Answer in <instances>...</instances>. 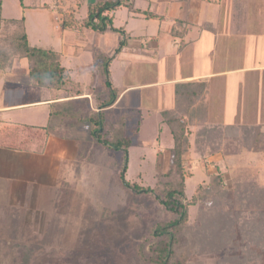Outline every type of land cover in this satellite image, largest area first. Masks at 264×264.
Here are the masks:
<instances>
[{
    "label": "rangeland",
    "instance_id": "rangeland-1",
    "mask_svg": "<svg viewBox=\"0 0 264 264\" xmlns=\"http://www.w3.org/2000/svg\"><path fill=\"white\" fill-rule=\"evenodd\" d=\"M50 1L22 0L26 5H41ZM137 1L139 5H142L141 3L145 5V2H148V0ZM225 1H221V4H226L225 9L221 5L220 15L215 16L214 5L211 7L212 2L205 0L202 8H206L208 12L212 10L211 18L204 17L200 22H196L194 19L193 22L202 24L204 21L205 24L210 23L214 26L217 23V26L223 25L228 19L226 16L228 10H231V6L227 7L228 3ZM2 2V14L5 18L19 19L25 15L27 32L32 44L38 46L53 45L60 53L64 52L66 47L68 53L71 47L76 50L82 45L70 46V44H74L72 39L70 40L73 38L71 37L73 33L57 30L46 10L38 8L24 11L21 0H2ZM157 2L159 3L157 12H160L161 9L164 11L167 2L169 13L178 10L176 16L182 15L184 17L187 15L183 7L181 10L180 8L177 9V5L171 4L169 0H165V2L158 0ZM235 2L237 14H234V19L231 18L234 28L239 26L242 33L246 23L252 25L259 24V21L262 23L260 12L263 11V8L257 3L259 0H236ZM199 5L201 6V4ZM125 11V8H120L121 14ZM155 12L156 10H153V13ZM188 15L190 17V14ZM114 21L119 24V19L116 18ZM164 23L166 22H163V26ZM142 24L144 25V23L137 21L138 27L142 28ZM150 24L152 25L153 22ZM4 28V31H1L0 28V40L8 44L10 37L7 31L10 27ZM213 31H210V35L214 33ZM62 35L69 38L66 43V39H63ZM94 35L95 39L100 41L97 46L99 50L106 55H113L115 47L119 45V33L112 29H106L103 32H96ZM223 41V39L217 41V51L215 49L214 53H211L213 62L219 61L217 65L229 68L241 66L249 61L248 58L241 57L239 59L240 38L236 41L239 44H235V55L238 59H225L226 55L230 54V48L235 40L231 43ZM2 43H0V48H3L4 43ZM87 43L88 45H82L85 50L78 55V59H73L71 66L75 69L73 74L75 78L85 82L90 87L96 83L94 80L96 78L92 74L93 56L90 49L92 43ZM222 44L225 46L223 47ZM7 48L8 46L4 44L5 56L9 54ZM136 51L137 55L141 53V51ZM121 54V57L116 58L117 60L115 59L116 61L114 60L115 62L110 65V77L112 80L116 76L118 78V75L121 76V86L125 87L130 81L138 82L141 76L137 72L145 69L147 65L133 63L130 65L131 70L126 72L124 79V73H121L122 63L120 59L127 60L129 57L133 59L134 54H130L126 50ZM230 56L228 55V57ZM135 67L136 70L134 71L133 68ZM113 69L115 72L112 71ZM249 77H252V80H248L246 84L244 75L238 73L231 76H216V79L211 80L214 89L208 96L201 92L197 106L209 123L225 124L226 122L227 124L229 122L233 123L231 125L241 126L239 124L264 122V103L260 104V99L255 96L256 92L259 95L258 78L256 74L251 73ZM20 78L18 83L28 84L24 82L26 80H23V77ZM15 82L7 81L8 84ZM186 82H194L195 88L201 86L199 83H206L205 85H207L206 80ZM224 82L226 88L223 87ZM4 85L5 83L0 82V90ZM100 85V90L95 93L96 96H99L104 89L102 87L104 83ZM22 89L23 94L22 96L19 95L17 100L25 101L31 96V93L26 90V87ZM102 93L109 97V93L106 94L107 90ZM5 96L6 94L3 93L0 98V105ZM169 96L167 95L164 100L166 105L163 102L167 108L173 107L175 103V98L172 99L171 97L170 99ZM224 96H228L230 99L233 97V102H243L241 103L242 106L234 103L231 105L233 112L223 113ZM248 101H253V103L248 105ZM93 103L95 104V101ZM136 104L129 103L128 99L125 98L116 109L111 111L105 109L106 119L103 138L113 139L115 133L122 132V136L130 137L133 143L128 153L127 180L137 183L143 188L157 185L156 190H159V188H163L160 185V180H166L165 175L170 170L173 134L168 123L164 121L161 112H149L147 109L141 108L140 105L138 106V102ZM48 112L47 106H31L6 113L3 117L6 119L5 116L9 115L19 119L24 125L46 126L50 120ZM119 121L124 124V131L122 132L119 129ZM192 130L195 132L196 127H193ZM261 135L263 137L261 136L259 149L264 156V132ZM52 138L53 141L48 143L45 151L50 153L48 156L52 154L60 160L56 171L54 169L49 174L47 172L43 174L42 171L45 168L41 167V162L38 163L39 155L27 153L28 159H25L23 166H16L19 171L18 175L7 176L6 180L0 181V237L9 235L20 240L29 238L34 244L43 246L49 256H42L39 264L135 263L138 258L136 253L138 243L146 242L156 222L163 218V214L168 213L163 210L160 215L159 203L154 194H137L122 184L119 178L122 161L121 151H111L95 141L89 145H84L78 151L75 142L66 141L60 137L55 138L53 136ZM216 163L225 166L227 160L222 154L199 158L194 152L191 153L184 165L185 172L191 174L187 179L186 192L188 198L194 194L198 183L207 180L208 174L215 169ZM258 167L263 172L264 159L259 161ZM22 172L23 178L20 176ZM224 179L227 185L231 183L228 171L225 172ZM197 209L198 205L191 207L192 217L196 214ZM214 259L210 256L206 259L192 261L189 264H214ZM0 264L18 263L14 259V255L7 248H3L0 252ZM147 264L150 263L147 262Z\"/></svg>",
    "mask_w": 264,
    "mask_h": 264
},
{
    "label": "trees",
    "instance_id": "trees-1",
    "mask_svg": "<svg viewBox=\"0 0 264 264\" xmlns=\"http://www.w3.org/2000/svg\"><path fill=\"white\" fill-rule=\"evenodd\" d=\"M123 3V0H99L88 4L84 15H78L83 8V0H73L68 7L63 1L64 8L59 9L62 27L79 33H84L86 29L117 30L109 12ZM1 4L2 0L0 9ZM21 4L23 6L22 0ZM56 4H59L58 1ZM182 23L179 20L177 26ZM0 26L1 31L10 27L7 31L9 43L0 40L8 46L9 53L5 56L2 43L1 67L11 65L14 59L25 58L31 83L43 88L65 89L69 96L83 94L81 84L73 79L63 56L56 49L31 45L25 16L8 19L0 15ZM124 43L121 41V47ZM110 61L107 57L99 63L105 77V88L99 96H95L96 110L82 106L72 112L61 105L54 107L48 125H20L3 131L0 144L41 152L49 136L55 134L66 139H79L80 148L95 141L111 151H121L119 178L122 184L137 194H154L160 215L163 210L168 213L156 222L146 242L138 243V258L131 264H189L210 256L215 258L214 264H264V172L258 167L262 134L259 128L209 123L197 108L199 95L201 92L206 94L205 84L199 83L201 86L195 88L194 82H179L175 90V106L162 111L174 139L170 170L165 175L167 179L160 180L162 189L156 190L157 185L155 188H143L126 178L128 153L133 140L121 135L124 124L119 121L122 133H115L113 139L103 138L105 109L119 97V90L110 77ZM105 90L109 97L102 93ZM86 101L89 103L88 98ZM193 127H196L195 132ZM192 152L199 158L222 154L227 164L216 163L207 180L198 183L194 194L188 198L187 179L191 174L185 172L184 165ZM226 171L230 173L231 183L228 185L224 179ZM197 205V212L192 217L191 207ZM3 248L14 255L18 264H39L42 256H49L43 246L34 244L29 238L20 240L9 235L1 236L0 252Z\"/></svg>",
    "mask_w": 264,
    "mask_h": 264
},
{
    "label": "crops",
    "instance_id": "crops-1",
    "mask_svg": "<svg viewBox=\"0 0 264 264\" xmlns=\"http://www.w3.org/2000/svg\"><path fill=\"white\" fill-rule=\"evenodd\" d=\"M56 1H58L59 4H56ZM63 1L67 3L66 7H68V5H71V1L73 0H51L50 2H44L41 5H26L23 3V9L24 11L26 9L38 8L46 10L48 12L49 18L51 19V22H54V26L57 30L73 33L71 34V37L73 38H70V40L72 39V42L74 44H70V46H80L81 44L88 45L87 42L92 43V47L90 48L93 56L92 74L93 77L96 78L94 79L96 83H93V85H90L89 87L88 84L77 80V78H75V76L73 75L75 69L71 66L72 61L73 59H78V55H80L83 50H85V47L82 45L76 48V50H73V48L71 47L68 53L66 49L67 45L65 46L66 48L62 53H60V51L57 50L55 46L50 45L63 56L64 64L69 69L73 79L81 84L80 87L83 90V94L79 96H69V93L65 89L56 90L43 88L31 83L29 77L28 61L25 58L14 59L12 64L8 65L7 67L0 66V82L5 83L4 87H1L0 98L3 93L6 94L0 105V135L3 133V131L7 132L8 130H11L14 127L20 125L40 126L24 125V123H21L19 121V119L13 118L9 115L5 116V118L7 117L6 119H4L3 117V115H6V113H12L14 111L26 109L31 106H47V110H49L48 118L50 117L52 109L57 106L59 107L60 105V107L70 109L72 112L75 109L78 110L77 108L81 109L82 106H84V109H86V107H91V109L96 110V108L94 107L96 105H94L93 103L96 99L95 93L100 90L101 83H104L102 87L105 88V77L101 68L99 67V63H101L103 59L110 57L111 65L113 62L119 59V56L121 57V53H123L124 50H126V52L130 54H134L133 59L131 57H127V60L120 59V62L122 63L121 73H124V79L126 72L131 70L130 65H132L133 63L142 64L145 66L147 65V67L140 72H137V74H140L141 76V79L138 82L130 81V83L128 82L129 84L125 87L121 86V76L118 75L119 79L117 78V76L112 79V83L119 90V97L112 106L107 108L108 111L116 109L119 103L127 98L129 103L137 105L136 102H138V106L140 105L141 108H145L149 112L154 111L162 113V111L171 109L175 106L174 103L173 107L167 108L165 106L166 101L164 102V100L166 99L167 95H170V99L171 97L172 99L175 98V90L179 82L206 80L207 85H205V89H207L206 94L208 96V94H210V92L214 89V85H212L211 82L212 79H216V76H231L237 73L244 75L245 84L248 80H252V77H249L250 73L257 75L259 95L256 92L255 96L257 99H260V104L264 103V0H259V2H257L263 8V11L260 12L262 23L259 20V24L255 23V25L246 23L244 31L242 33L239 30V26L238 28H234V25L231 23V18L234 19V14H237V4H235L236 0L225 1L226 3H228L227 7L231 6V10H228V15H226L228 16V19H226V23L218 26V23L216 24V26H214L210 23L205 24L204 21L202 22V24H195L193 22L194 19L196 22H200V20L204 17H208V19L211 18L212 10H210L209 8L210 11L208 12L206 11V8H202L205 0H192L188 2L184 0H169L171 4L177 5V9L180 8L181 10V7H183V10L187 13V15L184 17L182 15H175L178 10L176 12L169 13L167 2L165 4L166 8L164 9V11H162L161 9L160 12H157L159 4L157 2L158 0H148V2H145V5H143L144 3H141L142 5H139L137 0H123L124 3L122 5L109 12L113 19V25L115 26V28H117V30L115 31L120 35L119 45L118 47H115L113 55H106L97 47L100 41L95 39L94 33L103 31L86 29L84 33H79L77 31L66 30L62 27L59 9H61V7L64 8V5L62 4ZM97 1L99 0H83V8L80 10L78 15H84L86 6ZM162 1L165 2V0H160V2ZM208 1L212 2L211 7H213L214 5V8L216 9H214L216 11L215 16H217V14L220 15V10L222 9L221 5L223 6V8L226 6V4H221L222 0ZM141 2H143V0H141ZM199 4H201V6ZM122 7L125 8L126 11L122 12L121 14L120 8L122 9ZM152 9L154 11L156 10V12L153 13ZM152 14L154 15L152 16ZM188 14H190V17ZM0 15L1 17L5 18L2 14V4ZM116 18L119 19V24L115 23L114 20ZM179 20L183 21V23L177 26ZM137 21L144 23V25L142 24V28L138 27L139 25H137ZM150 22H153V24L151 25ZM163 22H166L164 23V26ZM25 26L27 31L26 17ZM175 29L178 30V32L174 31L175 33H173V30ZM107 30H109V28ZM211 30H214V33L210 35ZM64 38L66 39V43L69 38L63 36V39ZM239 38V59H241V57L248 58V62L243 63V65L241 66H234L229 68L222 67V65H217L219 61L217 63L213 62L211 55L214 53L215 49L217 51V41L222 39L224 40L223 42L226 43H231V41L235 40L232 47L230 48V54H228L231 56L228 57V55H226L225 59H238L235 55V44H239V42H236ZM121 41L125 42L122 47ZM31 45L35 44L31 43ZM224 46L225 44L223 45V47ZM226 47L228 48L227 44ZM119 48L121 49L118 51ZM136 50L141 51V53L137 55ZM97 56H99V59L96 58ZM103 56L104 58H102ZM133 69L135 71L136 67ZM112 71H114V69ZM20 77H23L22 79L27 81L24 82L28 84H22V82L18 83V81L21 80ZM7 81L16 82L13 84H8ZM25 87L26 90L31 93V96H29L25 101L17 100L19 95L22 96V88ZM223 87L226 88L225 82L223 84ZM163 92H166V94H163ZM224 97L223 113L233 112L231 105H233L234 103L242 106L241 103L243 102H233V97L231 99L228 96ZM86 98L89 99V103H87ZM136 99L137 101L135 102ZM163 102L165 105L163 104ZM252 103L253 101H248V105ZM97 110L100 111V109ZM231 124L233 123L227 122L226 124L225 122L224 125L231 126ZM239 125L255 126L258 127L260 131L264 132V122ZM53 136L55 138L60 137L66 141L75 142L78 151L81 149V143H79L80 141H78L79 139L75 140L74 137L66 139L61 137L60 135L58 136L55 134H51L49 136L46 145L41 152L10 148L6 147V145L0 144V181L3 179L6 180L7 176L13 177L14 175H18L19 171L17 167L19 165H21V167L23 166L25 159H28L27 153L39 155L38 163L41 162V167L45 168L42 171L43 174H46V172L49 174L50 171L54 169V171H56L59 167L58 162L60 160L55 155L51 154V156H48V154L50 153L45 151L48 143H51V141H53ZM78 156H80V154H78ZM263 159V152H261L260 161H262ZM22 174L23 172L20 174V176L23 178ZM262 178L264 179V175ZM50 182L52 181L50 180Z\"/></svg>",
    "mask_w": 264,
    "mask_h": 264
}]
</instances>
